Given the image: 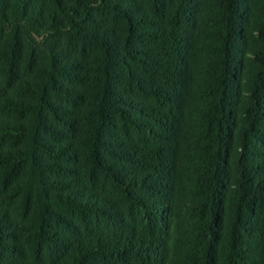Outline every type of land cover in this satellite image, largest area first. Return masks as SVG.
I'll use <instances>...</instances> for the list:
<instances>
[{"label":"trees","instance_id":"trees-1","mask_svg":"<svg viewBox=\"0 0 264 264\" xmlns=\"http://www.w3.org/2000/svg\"><path fill=\"white\" fill-rule=\"evenodd\" d=\"M50 1L63 19L58 20L57 13L50 15L49 36L74 34L98 53L84 139L78 144L43 146L45 155L57 161L51 165L35 159L41 145L40 133L46 128L42 109L55 110L48 102L45 106L46 91L50 88L54 95L65 99L81 97L56 84L58 76L80 77L73 64L51 65L43 70L45 84L39 87L35 120L32 128L22 130L30 137L37 171L43 174L50 170L67 177L45 184L40 197L47 199L48 189H59L60 194L48 200L64 207L74 220L58 216L59 222L71 224L73 234L52 238L44 228L48 207L40 198L35 247L55 249L59 264H215L219 230L224 228V177L232 140L230 125L235 116L234 79L243 0H220L216 12L218 30L210 46L213 59L206 87L209 98L201 114L205 145L198 169L200 188L197 202L192 204L200 219L193 227L199 242L177 252L171 246L173 235L180 231L172 221L177 168L175 129L187 99L186 27L194 17L192 0H176L167 21L157 20L156 16H163L166 4L173 0H150L155 16L148 15L136 0H69L72 4L66 8L62 0ZM1 4L4 11L0 12V34H12L29 19H40L44 11L40 0H2ZM97 11L120 20V33L108 22L88 34L81 33V27ZM260 35L264 37V20ZM145 43L150 45L146 49L138 46ZM19 46L17 41L10 46L6 58L9 70L18 65ZM260 62L264 72V57ZM259 93V85L255 84L252 102L246 109L247 127L240 135L239 193L225 229V264H247L248 252L253 259L259 255L254 244L249 251L243 247L246 239L258 232L245 218L254 194L264 200V159L257 163L258 168L251 161L253 139L264 143V138L258 136L259 126L264 129V116L257 111L262 104ZM19 109L32 113V106ZM115 129L126 138L134 136L143 142L121 141L115 138ZM7 224L0 214V256L7 248L4 241L14 238Z\"/></svg>","mask_w":264,"mask_h":264},{"label":"rangeland","instance_id":"rangeland-1","mask_svg":"<svg viewBox=\"0 0 264 264\" xmlns=\"http://www.w3.org/2000/svg\"><path fill=\"white\" fill-rule=\"evenodd\" d=\"M1 1L0 12L4 11ZM62 1L64 8L72 4L69 0ZM136 1L148 15L155 16L150 0ZM50 2V0H40L44 9L40 19H29L12 34L7 31L0 34V214L7 219L10 236H14L4 241L7 248H3L1 252L2 264H59L60 258L55 249L37 248L33 242L40 212L38 206L41 201L48 207L45 232L52 238L62 235L72 237L73 234L69 227L71 224L58 221L60 216L72 222L74 221L72 215L61 205L48 200V197L58 196L59 189H48L47 199L40 197L42 194L40 189L45 187V184L56 183L67 177L50 170L44 171L43 174L37 171L31 155L33 147L30 137L22 130L32 128L35 120L33 110L38 106V102L40 103V98H37L39 87L45 84L44 77L41 76L43 70L51 65L73 64L80 77L77 79L73 76H58L56 84L59 82L63 90H74L81 97L74 100L65 99L54 95L50 88L46 91L45 106L48 102L55 107L56 113L48 107L42 109L46 128L40 133L41 145L35 152V159L42 165H51L57 161L45 155L43 146L52 148L63 142L78 144L84 139L88 129L86 116L93 100L91 92L98 50L74 34L55 33L49 36L50 15L57 13L58 20L63 19L61 11ZM219 3L220 0H192L191 9L194 17L186 27L187 99L182 117L177 121L175 129L177 168L172 221L177 223L180 231L176 236L172 234L171 246L174 252L180 249L188 250L199 242L193 227L200 219L192 204L197 202V190L200 188L198 169L205 145L201 114L206 109L209 98L206 87L209 67L213 59L210 46L214 45L212 37L218 30L215 20ZM175 4L176 0L167 3L163 16L157 15V20H169V11L175 7ZM243 6L241 37L237 40L238 64L234 79L235 116L230 125L232 140L224 177L222 206L224 228L219 230L221 237L215 249V264H225V229L228 225L227 220L232 214L234 199L239 193L237 158L241 153L240 135L247 127L246 109L252 102L255 84L259 85L262 103L257 111L264 116V72L260 62V58L264 57V37L260 35V27L264 20V0H243ZM105 22L114 27L118 33L123 27L120 20L97 11L87 24H82L79 31L88 34ZM15 41L20 44L19 61L17 67L9 70L6 66V58L12 42ZM138 46L146 49L150 45L145 43ZM134 66L136 65L133 64ZM258 78L260 81L257 82ZM41 91L42 94L44 89ZM28 106H32V113L19 109ZM114 132L117 135L115 138L121 141L143 142V139L139 140L134 136L126 138L121 130L115 129ZM258 136L264 138V129L261 126ZM252 144L251 161L257 165L264 159V143L253 139ZM258 167L259 165L256 166ZM79 174L82 177L83 174L81 172ZM250 208L245 218L258 232L251 234L243 243V247L249 251L251 244H254L258 247L259 255L253 259L252 254L248 252L247 264H264V200L254 194Z\"/></svg>","mask_w":264,"mask_h":264}]
</instances>
